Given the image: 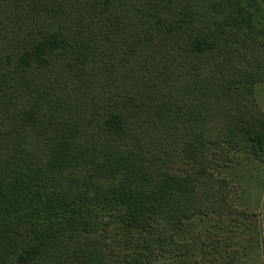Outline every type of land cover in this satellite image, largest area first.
Masks as SVG:
<instances>
[{"label": "trees", "instance_id": "trees-1", "mask_svg": "<svg viewBox=\"0 0 264 264\" xmlns=\"http://www.w3.org/2000/svg\"><path fill=\"white\" fill-rule=\"evenodd\" d=\"M258 81V0H0V264H155L248 219L219 167L264 160Z\"/></svg>", "mask_w": 264, "mask_h": 264}, {"label": "rangeland", "instance_id": "rangeland-1", "mask_svg": "<svg viewBox=\"0 0 264 264\" xmlns=\"http://www.w3.org/2000/svg\"><path fill=\"white\" fill-rule=\"evenodd\" d=\"M264 11V2L258 0ZM254 97L264 111V83L254 85ZM221 175L231 180L233 192L230 202L234 207L245 209L252 214L242 223H233L228 218L196 215L184 220L179 237L192 238L197 243V250L189 257L158 258L155 264H195V260L209 259L212 264H221L227 258V249L232 246L240 264H264V160L259 161L241 152H232V160L224 167H219ZM202 231V239L197 234ZM130 234L119 232L118 240ZM211 256V257H209ZM182 262V263H181Z\"/></svg>", "mask_w": 264, "mask_h": 264}]
</instances>
